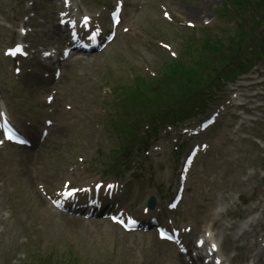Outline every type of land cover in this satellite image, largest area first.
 <instances>
[{"label":"rangeland","instance_id":"1","mask_svg":"<svg viewBox=\"0 0 264 264\" xmlns=\"http://www.w3.org/2000/svg\"><path fill=\"white\" fill-rule=\"evenodd\" d=\"M8 1L10 2L7 3ZM103 1L107 0H86L84 6L93 7L94 4ZM137 1L138 0H129L130 8L128 12L130 15L127 14V16L131 21L134 20L135 13H139L134 8V4L137 3ZM141 1L147 4V14L154 15L156 19L159 14L157 3L161 2L165 3L168 7H174V10L178 11L182 8L194 7L195 16L184 14V17L190 21H199L196 19L199 11L201 15H203V19H210L211 23L208 26L203 22H199L197 24V29L186 31L171 28L159 23H154L152 25L145 24L150 30V32L147 30L149 42L151 43L152 39L154 40L155 38L169 40L175 48V52L179 54L178 59H182L180 55L183 48L188 46L193 45L195 46L193 51L203 52L202 45L206 47V43L202 44L200 41L197 43L194 36L197 38L204 37L201 39L202 41L210 40L205 36L211 34H217L222 38H229L238 30L246 28L245 24H241L237 27L238 23L235 22H239V19L229 15L225 17V10L222 7L225 0ZM198 1H200L201 4L198 5L197 8L196 5ZM0 2L4 11L10 15V9L14 5V2L12 0H0ZM154 10H156V12ZM181 13L182 11L179 14ZM141 24L144 27V22ZM123 37L124 36H121L105 54L98 56V58L95 57V62L93 61L95 58L91 59V65L78 68V72L83 76L77 77V67H75L73 69V71L76 72L75 78L63 79L61 84L63 86V91L61 90L62 86L57 84V88L60 87L59 94L62 92L60 98L63 99L69 96L71 99H77V91L82 93L86 91L90 93L88 94L89 96L87 97L86 95L84 102H78L86 105L89 100H91L92 94L98 96L104 92V90H100V87L104 86L105 83L115 87L118 84L115 82V79L119 77L116 76V74H120V69L124 65L122 59L125 54L129 52L128 48L134 46L133 44L124 45ZM9 39V34L0 29V50L3 46L8 44ZM188 39L192 40L189 41ZM137 48L139 49L140 47L137 46ZM142 48L145 50H140V52H143L147 62L151 63L152 68L158 73H161L165 63H172L171 58L168 57L166 53L164 54L154 47L150 48V45H143ZM215 54L214 52H212L211 55L205 53L204 56H202V60L198 59V56L191 57L190 62L193 64V73L197 65L205 61H212L211 58ZM198 61H201V63H198ZM6 63L7 62L0 59V65L4 69H6ZM126 63L128 62L126 61ZM211 65L212 67L209 66L208 63L205 64V67H211L212 70L210 73H206L205 76L213 77L216 74L215 71L218 70L217 66L213 63H211ZM205 67L203 68L204 73L206 72ZM182 68L183 66H179V71H181ZM200 76H203V74ZM200 76L194 74V76H191L192 81L190 83L183 82V84L194 88L198 84H201ZM166 80L165 77V82L162 88L159 86L158 91L166 92L172 90L174 91V96H176L175 89L177 87H175L176 85L174 84L176 81ZM78 83L82 86H79ZM180 83L182 84V82ZM0 84H2L1 87L4 91L5 89L12 91L16 96L13 98L12 102L14 105L22 108V111L16 108L17 110L15 111L19 114H24L23 116H25L35 115L39 112L36 100H34L35 93L31 94L27 89L25 81H21L18 86H14L13 83L9 81L8 75L2 73ZM45 90L44 88L41 93L45 92ZM108 101L111 103L110 100ZM24 102L25 105H23ZM11 108L15 109L13 106H11ZM58 129L59 132L53 135L41 150L38 149L34 152V158H32V155L28 154L25 156V159L22 160L24 156L17 157V152L11 149H7L5 153L0 154V218L3 211H8L13 216L8 222H0L1 225L5 227L0 233V264H13L15 260L20 261L17 262V264H39L37 262L38 257L36 256H33L31 260H27L26 262L22 258L23 252H26V250L33 251L38 246L42 250L55 249L57 253L54 255V259H65V263L78 256L80 264H175V262L170 259L169 254L168 256L165 255L163 248L156 245L150 238L125 236L106 224L71 220L66 217L58 216L50 208L48 209L45 200L37 189V184L42 183L46 188H54L60 185L62 180L59 179L58 176L62 173H64L65 176L71 175V173H68V166L73 163L76 164L74 158L77 157V152L79 154L82 153L85 150L82 147L88 145L92 140V134H88L86 131H79L78 134L80 135H78L77 125L73 127H59L57 130ZM104 144L105 142L103 146ZM239 146H241V149ZM230 147L235 151L225 155V158L235 162L233 164V167L235 166L236 168L235 172L237 175L241 176L235 179L231 177V179H233L231 180L227 172L230 171L233 173L234 169H230V164L228 163L223 167H215L214 170L217 172L206 175V168L211 164L208 162L212 161L214 158L218 160L220 157L219 154L222 153L211 156L205 164L199 166L196 172V179L199 185L197 203H200L202 199L203 201L206 200L203 208L207 207L215 200V196L212 195L214 190L220 193L225 192L226 195L229 194L233 200V196H239L241 198L240 202L244 201V198L249 197L250 207L258 203L257 199L260 198V195L257 194L255 190H252L256 186L259 188V179L264 171V150L258 146L257 148L254 146L249 147L248 143L240 144L237 142L232 143ZM109 153L110 149H106V153L100 157L106 164H112L113 161ZM235 157H237V160H235ZM120 165V162L116 164L117 167H120ZM122 168L123 165L120 170ZM225 168H227V170H224ZM245 168L253 172L254 177L244 182ZM171 177V172L167 165H162L154 169L144 176L143 181H146V183L142 181L139 184L130 186V197H128V201L130 200V202L127 204L146 195L144 192L145 188H148V190L151 189L152 191L161 189L163 192H166L172 183ZM131 197L134 198L131 200ZM189 207L190 206L187 205L185 210ZM203 208L201 212H203ZM239 208L242 209L241 206ZM231 211L234 215L237 213L235 209ZM187 213L189 212H184V214ZM29 235H31V238L34 235L36 239L32 241L26 249V246L21 245V239ZM231 248L233 247L231 246ZM43 256L45 257V254H43ZM54 259L49 260L47 264H57L53 262ZM62 263L63 261L61 260L59 264Z\"/></svg>","mask_w":264,"mask_h":264},{"label":"snow or ice","instance_id":"2","mask_svg":"<svg viewBox=\"0 0 264 264\" xmlns=\"http://www.w3.org/2000/svg\"><path fill=\"white\" fill-rule=\"evenodd\" d=\"M165 14L167 15V13H165ZM116 19H117V23H118L119 22L118 16L116 17ZM84 23H85V25H87V23H88L87 18L85 19V22ZM190 26H193L194 27L195 25L190 24ZM73 35H75V34H73ZM97 35H99V32H97ZM95 38H96L95 36L92 37L93 40H95ZM17 53H22V54L26 55V53H23V46L22 45H18L9 54L15 56V55H17ZM49 102H51V99L49 100ZM3 127H4V130H5V133H6V138L8 140H11V141H14V142H17V143H24V141L21 140L18 137L17 132L14 131L13 127L11 126V124H10V122L8 120H5L4 121ZM3 142H4L3 140H0V143H3ZM108 187H111V185H109ZM74 194H75L74 192H69L68 193L69 196H72ZM172 206L175 207V205H172ZM133 223H135V222L133 221ZM161 235L163 236L164 233H161ZM200 243L203 244V241H201ZM213 248H215V245H213Z\"/></svg>","mask_w":264,"mask_h":264},{"label":"bare ground","instance_id":"3","mask_svg":"<svg viewBox=\"0 0 264 264\" xmlns=\"http://www.w3.org/2000/svg\"><path fill=\"white\" fill-rule=\"evenodd\" d=\"M201 3H200V1H199V3H197V5H196V7L198 8V5H200ZM189 15H191V16H195L196 14H195V11H194V9L193 10H191L189 13H188ZM198 17H199V14H198ZM56 35V34H55ZM121 75V74H120ZM30 79V81H29V85L32 83L31 82V78H29ZM16 120V119H15ZM17 121V120H16ZM18 124V123H17ZM177 260L179 261V263L180 264H185L183 261H182V259L178 256L177 257Z\"/></svg>","mask_w":264,"mask_h":264}]
</instances>
